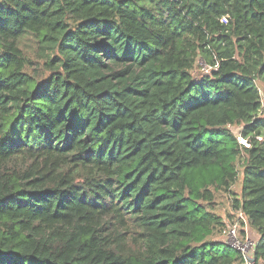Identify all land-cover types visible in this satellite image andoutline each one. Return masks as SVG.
I'll return each mask as SVG.
<instances>
[{"label": "trees", "instance_id": "1", "mask_svg": "<svg viewBox=\"0 0 264 264\" xmlns=\"http://www.w3.org/2000/svg\"><path fill=\"white\" fill-rule=\"evenodd\" d=\"M259 80L264 0H0V264H264Z\"/></svg>", "mask_w": 264, "mask_h": 264}, {"label": "rangeland", "instance_id": "2", "mask_svg": "<svg viewBox=\"0 0 264 264\" xmlns=\"http://www.w3.org/2000/svg\"><path fill=\"white\" fill-rule=\"evenodd\" d=\"M22 47L25 49L26 53L29 55L33 63L29 65V71L33 73V71L37 69L39 70V72H36V73H39V74H41L42 72L46 73L47 70H44L45 69V66H44L45 57L43 56V53L40 47H38V43L35 41V39L29 36L26 37L25 40H23L22 42ZM206 68H209L208 63H206L203 59L198 58L195 64V67L193 69V73L197 76L200 75L201 73H207ZM258 85H259L261 94L262 92L264 94V84L259 80ZM242 128H243L242 125L230 126V129H232V131L236 135L242 134ZM240 188H241V177L233 185L232 190L238 192L240 191ZM216 201H217L216 211L224 218V220H226V223H227L226 226H228L230 222L238 218L239 212H235V216H234V211H232L231 209V199L229 198V194L224 193V192H219L217 194ZM226 228L227 227L223 229L222 236H220V237H223L224 239L226 236Z\"/></svg>", "mask_w": 264, "mask_h": 264}, {"label": "built area", "instance_id": "3", "mask_svg": "<svg viewBox=\"0 0 264 264\" xmlns=\"http://www.w3.org/2000/svg\"><path fill=\"white\" fill-rule=\"evenodd\" d=\"M208 67L209 68H206V71L210 69V65H208ZM262 113L264 115V94ZM237 138L240 144L248 147L250 146L248 138L244 137L242 134H239ZM247 223L246 216L239 211L238 218L230 222L226 228L225 240L241 252L244 261L243 264H254L253 252L255 249L256 240L249 235V227Z\"/></svg>", "mask_w": 264, "mask_h": 264}, {"label": "crops", "instance_id": "4", "mask_svg": "<svg viewBox=\"0 0 264 264\" xmlns=\"http://www.w3.org/2000/svg\"><path fill=\"white\" fill-rule=\"evenodd\" d=\"M248 233L253 239H255V240L257 239V234L255 232H253L251 229H248Z\"/></svg>", "mask_w": 264, "mask_h": 264}, {"label": "water", "instance_id": "5", "mask_svg": "<svg viewBox=\"0 0 264 264\" xmlns=\"http://www.w3.org/2000/svg\"><path fill=\"white\" fill-rule=\"evenodd\" d=\"M254 259V258H253Z\"/></svg>", "mask_w": 264, "mask_h": 264}]
</instances>
